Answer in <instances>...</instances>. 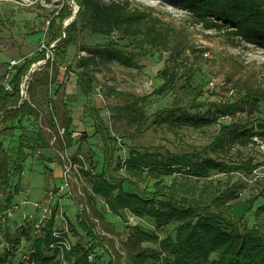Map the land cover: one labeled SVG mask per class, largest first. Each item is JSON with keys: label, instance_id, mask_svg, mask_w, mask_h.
Masks as SVG:
<instances>
[{"label": "rangeland", "instance_id": "obj_1", "mask_svg": "<svg viewBox=\"0 0 264 264\" xmlns=\"http://www.w3.org/2000/svg\"><path fill=\"white\" fill-rule=\"evenodd\" d=\"M134 2L152 8L174 34L175 40L183 44L180 50L183 52L177 55L171 45L152 48L143 44L140 48L137 41L129 45L127 39L115 33H92L78 23L76 37L79 44L97 48L107 41H114L132 58L128 64L99 61L90 65L94 87L88 96L81 93L75 75L81 70L77 64L79 58L88 57L87 50L71 44L64 57L55 56L56 64L38 67L36 65L40 60L32 62L26 95L34 104L36 114L20 122L0 123V160L6 162L9 177L7 183L0 178V257L5 259L1 264H28L25 256L31 252L33 241L43 236L52 210L55 214L50 229L67 228L63 234L71 246L93 252L97 264H107L110 259L113 264H128L123 242L132 235L135 226L129 223L130 216L138 219L136 226L156 233L159 239L165 235L174 237L177 222L157 226L154 219L138 217L124 208L117 214L107 210L104 199L91 192L89 175L100 172L120 182L124 190L135 192L143 198L152 197V193L162 184L180 181L194 187V191L188 195L195 197L202 189L203 193L208 188L219 194L231 186L237 192V197L227 201L228 204L258 194L252 208L239 224L255 226L264 231V190L261 188L264 184V140L259 139L258 135L253 137L256 142L253 145L238 147L234 143H227L223 148L213 146L201 153L204 157L230 166L251 157L252 164L261 163L255 168L212 169L205 176L183 175L180 171L155 174L147 169L129 171L125 168V160L131 149L140 153H157L165 160L173 153L203 149L213 141L221 123L247 122V126H250L258 121L264 124V103L261 101L257 103V111L249 114L233 107L225 113L227 116L221 117L223 112L220 107L223 103L234 102L247 86L264 88V46L241 40L237 45H231L223 30L207 29L194 22L187 10L161 0ZM63 3L70 4L72 14L79 7L73 0H0V80L10 62L18 66L24 60L36 57L43 45L46 46L50 38L47 19ZM70 16L67 23L72 19ZM53 44L49 47L52 52ZM176 57L184 62L178 67L181 77L175 79L172 87L161 90V72L165 67L172 66ZM185 82L201 90L196 102L203 105H188L192 94L184 91ZM133 96L141 97L139 103L149 117L140 131L135 129L134 124L111 117L115 105L123 104ZM175 98L188 103L185 112L189 118L209 121L195 123L193 120L179 121L167 117ZM175 113L178 117L183 112L176 109ZM66 116L71 119L73 137L72 149L67 151L62 128ZM256 130L264 129L255 127ZM105 133L113 140L105 139ZM19 148L22 157H19ZM64 150L70 155L81 156L74 160L82 168L72 177L69 193L53 204V200H48L47 192L55 189L59 183L61 152ZM15 163H19L20 170L14 169ZM14 187L16 193H12ZM203 193L200 199L202 204H206L211 195L204 196ZM9 194L14 196L7 205L5 201ZM165 198L164 195L154 197L155 200ZM35 202L49 208L41 221L40 208L34 205ZM9 207L12 214L2 218V213ZM209 208L217 209L215 205ZM79 220L86 223L93 235L86 234L78 225ZM140 243L141 246L158 248L157 243L150 241L141 240ZM90 245L93 247L90 248ZM43 252L52 254L46 245H43ZM217 256L216 252L211 253L210 261ZM73 259L70 255L68 262L71 263ZM67 260L64 259L65 264Z\"/></svg>", "mask_w": 264, "mask_h": 264}, {"label": "trees", "instance_id": "obj_2", "mask_svg": "<svg viewBox=\"0 0 264 264\" xmlns=\"http://www.w3.org/2000/svg\"><path fill=\"white\" fill-rule=\"evenodd\" d=\"M73 1L79 7L68 23L63 25L64 20L73 11L68 3H63L61 7L53 10L56 13L52 12L47 19V31L50 38L46 46L48 47L52 41H56V47L54 58L47 59L41 66L48 67L51 64H56L55 56L64 57L67 47L71 44L81 50H87L88 57L79 58L77 64L81 70L75 74L77 85L85 96L90 95L94 87V76L91 73L90 65L99 61H117L121 64H128L131 63L132 58L114 41H107L103 46L97 48L79 44L76 37L78 23L87 27L92 33L102 35L115 33L120 38L127 39L129 45H132L134 41L138 42L140 48L143 47V44L152 48L171 45L177 55L183 52L180 51L183 44L175 40L174 34L148 6H143L134 0ZM161 1L170 6L187 10L194 22L202 24L207 29L223 30V34L231 45H237L241 40L264 46V0ZM44 51L45 49L40 50L36 57L26 59L22 64L14 67L10 79L11 91L4 90L0 85V123L5 124L14 120L20 122L23 118L36 114V109L26 99H22L19 103L20 84L29 72L32 62L44 58ZM182 65L184 62L176 57V62H173L172 66H167L162 70L161 90L172 87L175 79L181 77L178 75V67ZM28 83L27 79L25 82L26 92ZM184 91L192 94L190 103H183L181 98H175L167 117H173L179 121L193 120L195 123L208 122V119L189 118L185 112L187 104L192 107L203 105L201 102H196L201 90L185 82ZM54 92L56 93L57 89ZM49 95L47 93L48 97ZM140 100L141 97L133 96L123 104L115 105L111 114L112 119L134 124L135 129L140 131L149 119L143 106L139 103ZM260 101L264 103V88L247 86L241 90L234 102L223 103L220 106L223 112L222 116H225V113L231 111L233 107L246 114L252 113L257 111V103ZM176 109H182L181 116L177 117ZM63 121L64 148L68 149L73 145L70 130L71 119L66 116ZM247 125V122L240 124L236 121H231L228 124L221 123L213 141L203 149L173 153L165 160H162L157 153L147 151L140 153L131 149L125 160V168L129 171L147 169L155 174L160 172L171 174L173 171H180L183 175L195 176H205L212 169L223 171L255 168L261 163L252 164L251 157L239 160L238 163L230 166L201 154L207 148L213 146L223 148L227 143L229 145L234 143L233 145L238 147L253 145L256 143L253 138L255 135L264 140V130L254 131L255 127L264 129V124L255 121L250 126ZM105 139L113 140V138H109L108 133H105ZM18 154H20L19 157L23 156L21 148L18 149ZM13 166L15 170H20L19 163H15ZM85 174L89 175L87 172ZM89 176L91 177V192L101 196L112 213L117 214L121 208H124L138 217L148 216L154 219L157 226L177 222L174 237L165 235L162 239H159L156 233L147 232L141 226L135 225L132 235L123 242L128 264H264V231L255 226L248 227L239 224L244 215L252 208L258 194L228 204L227 201L237 197V192L231 186L219 194L203 186L206 188V192L203 193L202 189L201 193L199 192V195L195 197L188 195L194 191V187L188 185L187 182L180 181L169 185L162 184L152 193V197L143 198L135 192L124 190L120 182L107 178L103 172ZM0 178L4 183L9 180L7 164L4 160H0ZM261 188L264 190V184ZM13 191L12 193L17 192L16 187ZM202 193L204 196L211 195L210 201L206 204L201 202ZM158 195H164L166 198L155 200L154 197ZM12 196L14 194L7 196L5 201L7 205L12 200ZM213 205L217 209L209 208ZM54 212L52 210L50 218L47 220V228L43 236L37 237L33 241V247L27 260L28 264H59L55 253L46 255L43 252V245L47 246L51 240H54L50 229L54 220ZM77 223L85 230L86 234L91 233L85 222L79 220ZM141 240L157 243V250L141 246ZM213 252H216L218 256L215 260L210 261L209 256ZM85 254L86 251L81 247L72 245L64 253V257L68 259L66 264H88ZM70 255L74 257L71 263L68 262ZM4 260L0 257V264ZM107 264H113L112 260L110 259Z\"/></svg>", "mask_w": 264, "mask_h": 264}, {"label": "built area", "instance_id": "obj_3", "mask_svg": "<svg viewBox=\"0 0 264 264\" xmlns=\"http://www.w3.org/2000/svg\"><path fill=\"white\" fill-rule=\"evenodd\" d=\"M73 13H76V12H73ZM72 15L74 16V14H71L70 18H72ZM67 21L68 20L65 19L63 22V25H65L67 23ZM53 42L55 43V44H53L54 52H55L56 41H52L48 45V47L43 45V47H44L43 49H45L44 58L39 59L41 62L37 63L36 66L39 67V66L43 65L47 59L52 60L54 58V52H52V50L49 48ZM10 64L7 67L6 72L4 73L3 78L0 80V85H2L4 90H6V91L12 90V84L10 83V79H11L12 73L14 72V68H13V71H11V70H12V67L16 66V65H14L15 62H10ZM31 65H30V68H31ZM30 68H29V70H30ZM30 72H31V70H30ZM28 76H29V73H27L24 76V78L20 84V96L21 97H20L19 103L22 99H26L27 102L32 107L35 108L34 104L31 102V100L26 95L25 82L27 81ZM225 116H227V115H225ZM222 117H224V116H222ZM61 155H62L61 156L62 159H61V166H60V173H59V183L57 184L55 189L49 190L47 192L48 200L49 201L53 200V204H56L57 202H59L61 200V197L63 195H65L67 192L69 193L72 177L73 176L75 177V175L79 173L80 168H82V166H80L78 164V162H76L74 160L75 157H78V159H79V158H81V156L75 155V154L70 155L67 152H65V150L61 152ZM34 205L36 207L40 208L39 221H41L43 218L46 217V214H47L49 208L47 205L40 206V204L37 202H35ZM106 208H107V206H106ZM107 210H108V208H107ZM11 214H12L11 207H9L2 213V218H4L5 216H9ZM54 214H55V212H54ZM50 215L51 214L49 212L48 219L50 218ZM24 216H25V214H23L22 217H24ZM53 219H54V215H53ZM95 221H98V219H95ZM129 223L136 225L138 223V219L135 216H130L129 217ZM36 225H38V224H36ZM64 232H67V228H62L61 230H58L56 227H53L51 230V236L54 237V240H51L49 242V244L47 245V247H49L51 249L52 254L55 253L56 259H58L59 264H65L64 253H65V251L69 250L71 247V243L68 240L67 236L63 234ZM28 258H29V254L27 256H25L26 260H28ZM85 259H86V262L88 264H97L95 262V255L91 251L86 252Z\"/></svg>", "mask_w": 264, "mask_h": 264}, {"label": "crops", "instance_id": "obj_4", "mask_svg": "<svg viewBox=\"0 0 264 264\" xmlns=\"http://www.w3.org/2000/svg\"><path fill=\"white\" fill-rule=\"evenodd\" d=\"M72 146H73V145H72ZM72 146H71L70 148L66 149V151H67V150H71V149H72ZM75 155H76V154H75Z\"/></svg>", "mask_w": 264, "mask_h": 264}, {"label": "water", "instance_id": "obj_5", "mask_svg": "<svg viewBox=\"0 0 264 264\" xmlns=\"http://www.w3.org/2000/svg\"><path fill=\"white\" fill-rule=\"evenodd\" d=\"M29 72H30V70H29ZM29 72H28V73H29Z\"/></svg>", "mask_w": 264, "mask_h": 264}]
</instances>
